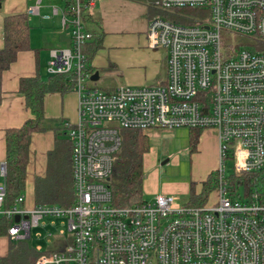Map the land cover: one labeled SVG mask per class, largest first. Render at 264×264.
Segmentation results:
<instances>
[{
    "label": "built area",
    "instance_id": "2783aa9c",
    "mask_svg": "<svg viewBox=\"0 0 264 264\" xmlns=\"http://www.w3.org/2000/svg\"><path fill=\"white\" fill-rule=\"evenodd\" d=\"M66 1L51 13L60 15L70 44L49 51L46 70L48 76H66L78 96V120L66 124L73 204L27 209L20 195L6 208L3 183L5 236L14 243L29 241L32 227L63 218L64 230L44 237L51 245L47 251L33 247L35 264H264V0H156L147 48L166 52L165 82L106 92L94 86L83 53L93 38L83 19L94 1ZM39 4L27 16L37 15ZM184 9L208 17H164ZM223 32L253 43L222 48ZM174 129L217 131L215 203L176 207L175 197L159 194L152 202L114 206L107 179L121 147L120 133ZM228 160L230 178L246 188L240 201L227 196Z\"/></svg>",
    "mask_w": 264,
    "mask_h": 264
},
{
    "label": "crops",
    "instance_id": "0c3cea01",
    "mask_svg": "<svg viewBox=\"0 0 264 264\" xmlns=\"http://www.w3.org/2000/svg\"><path fill=\"white\" fill-rule=\"evenodd\" d=\"M37 1L3 0L0 8V28L5 16L16 13H24L27 16L28 10L36 6ZM51 1L53 0H40L38 14L27 16L31 50L20 53L0 79V185L5 183L1 169L5 159V131L20 127L30 117L24 98L18 94L19 80L35 76H40L43 80L47 79L49 77L46 70L49 51L66 49L70 44L69 32L61 31L60 16H52L51 8L55 5H52ZM57 1L60 4V7L56 6L57 8L65 6L64 0ZM93 1L92 10L85 13L83 26L93 36L84 50L88 52L93 49L94 51L88 60V68L91 69L93 75L98 73V79L94 84L98 83L101 78L114 76L123 80L128 84L125 86L128 87L164 83L166 80V53L147 48L146 30L148 21L156 14L153 9V3L156 0ZM45 16H50V18L44 20ZM2 46L0 29V49ZM76 95L71 87L64 88L61 92L45 94L43 98L45 118L67 125H75L78 120V96ZM201 132V137L205 133L212 136V169L208 168L202 177L197 179L199 181L197 186L201 188L202 192V185L199 184L203 183L209 174L218 168L219 142L216 130L209 129ZM54 138V132H45L33 135L31 139L26 170L30 176L34 177L28 178L29 183L33 184L32 206H35V179L46 176L48 154L55 147ZM146 156L147 154L143 160L145 174L143 193L146 192L149 202H152L154 197L159 194L175 198L188 192L190 194L191 187L188 185L171 182V172H169V169L171 171V160L165 161L170 166L160 170L158 169L160 157L154 154V159L145 160ZM161 159L163 158L161 157ZM200 193L197 192V195ZM27 206L29 205L24 198V207L28 208ZM0 239L10 241L5 235ZM8 249L9 247L5 248L0 253V257L6 255Z\"/></svg>",
    "mask_w": 264,
    "mask_h": 264
},
{
    "label": "trees",
    "instance_id": "16d2710c",
    "mask_svg": "<svg viewBox=\"0 0 264 264\" xmlns=\"http://www.w3.org/2000/svg\"><path fill=\"white\" fill-rule=\"evenodd\" d=\"M64 1L66 6L67 1ZM2 2L3 0H0V4ZM156 14H158L157 11ZM0 29L3 43L0 49L1 79L2 74L16 61L17 56L30 51L31 46L29 42L30 28L26 14L16 13L5 16ZM84 48L83 53L89 60L94 51L90 49V52H87ZM93 48L96 49V47ZM67 87H71V84L66 76H49L45 80L40 76H35L19 80L18 94L24 98L30 117L20 127L5 131L4 182L6 197L4 206L6 208L12 206L14 201L24 193L25 172L29 159L27 153H29L32 136L47 131L54 133L58 131V134H55L54 138L55 147L48 154L46 176L35 179V206L56 205L62 208L72 206L71 144L66 135V124L59 125V122L49 120L43 114L45 94L61 92ZM201 131L189 130L194 137L192 139L194 144L197 143V137ZM120 136L121 147L115 156L108 186L112 194V204L119 208H128L145 202L143 197V181L145 179L143 160L150 150V143L145 131H122ZM213 176L214 174H210L202 183V192L199 195H195L194 188L191 186L190 205L203 206L205 204L211 186L214 185ZM245 179L247 182L248 178ZM6 227L7 224L0 222V237L5 235ZM37 255V251L28 241L11 242L8 253L0 257V264H35Z\"/></svg>",
    "mask_w": 264,
    "mask_h": 264
},
{
    "label": "rangeland",
    "instance_id": "374dc122",
    "mask_svg": "<svg viewBox=\"0 0 264 264\" xmlns=\"http://www.w3.org/2000/svg\"><path fill=\"white\" fill-rule=\"evenodd\" d=\"M51 4L55 5V7L56 6L60 7V4L57 0L51 1ZM175 14L187 16V17L198 16L201 17L203 20H205L208 17V15L204 12L184 9L178 11H171L168 14H165V18L170 19L172 17L173 20L175 19L173 17V15ZM221 42H222V48L234 46L238 49L243 46L249 47L253 43V41L250 38L244 36H234L233 34H228L227 32L221 33ZM156 51L165 52L164 50L161 49H157ZM119 85L125 86L128 84H126L123 80H121L119 77L116 76L110 78H101L98 83L94 84V86L98 88L99 91H104V92L109 91L111 90V88H114ZM62 123L59 122V125H61ZM47 132H53V131H47ZM145 133L146 135H148L149 143H150V148H149L150 150L147 156L145 157V160L154 159L153 157L154 154L158 155L160 157V163L158 169L160 170L170 166L168 162L163 166H160L162 163H164L167 160L168 161L171 160V171L169 169V172H171V182L186 184L189 187L193 186L195 194L197 195V192L200 193L201 188L197 186L198 185L197 182H199L197 179L201 178L204 171H207L208 168L210 170L212 169L211 166L212 136L208 135V133H205V135L201 137L202 132H200V135H198L197 137V143L194 144L192 142V139L194 138L192 133H190L189 130L186 129L185 130L184 129L147 130L145 131ZM54 134L57 135L58 131H56ZM161 157L163 159H161ZM155 160H159V159H155ZM214 172L210 174H214ZM28 173L29 172L26 170L25 181H24L25 188L22 196L26 198L27 204L29 205L27 206L28 207L27 209H33L32 200H31V196L33 193V184L29 183L30 181H28V178H34V177L30 176ZM226 173H227L226 177H228L227 196L232 199H236L238 201L244 199L246 188L242 184H237L234 178H230L234 175L231 160L226 161ZM233 181L236 184L234 183L232 184ZM199 185L201 186L202 183H200ZM214 188H215V184L213 185V187L211 186L210 193L207 196V200L205 202L206 208H210L216 201V194ZM143 194H144L143 197L145 202H149V199L147 197L148 195L146 194V192ZM176 198L178 199V200L176 199L177 200L175 204L176 207L185 206L189 204L191 200V196L189 192L187 194H183ZM64 221L65 220L63 218L44 219L45 227H42L40 225L39 227H35V228L32 227L30 229L31 237L28 243L32 247L41 246L44 249V251H47V249L50 248L51 245L46 242L44 237H46L48 234H52V237H55L60 230H64L65 227L62 225ZM51 222L53 223V225L50 224ZM38 234H40L42 237H38ZM10 243L11 242L7 241L6 239H0V253L3 252L5 248L9 247Z\"/></svg>",
    "mask_w": 264,
    "mask_h": 264
},
{
    "label": "water",
    "instance_id": "95a60500",
    "mask_svg": "<svg viewBox=\"0 0 264 264\" xmlns=\"http://www.w3.org/2000/svg\"><path fill=\"white\" fill-rule=\"evenodd\" d=\"M0 8H1V4H0ZM97 79H98V73H95V74L92 76L91 80H92L93 82H95ZM165 163H166V162L162 163L161 165H164ZM2 167H3V169L5 170L4 166H2ZM109 180H110V179H107L108 182H109ZM18 220H19V218L16 217V218H15V222H18ZM25 220H27V219H25Z\"/></svg>",
    "mask_w": 264,
    "mask_h": 264
}]
</instances>
